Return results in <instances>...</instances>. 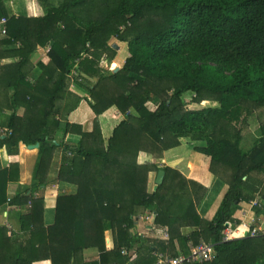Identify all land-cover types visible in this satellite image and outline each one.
Returning <instances> with one entry per match:
<instances>
[{
	"label": "trees",
	"instance_id": "trees-1",
	"mask_svg": "<svg viewBox=\"0 0 264 264\" xmlns=\"http://www.w3.org/2000/svg\"><path fill=\"white\" fill-rule=\"evenodd\" d=\"M49 2L30 0V13L20 15L0 0V20L6 21V35L0 37V107L10 112V133L0 136V149L15 155L19 143L39 145L31 186L8 204L30 206L17 216L15 230L0 225V264H96L82 263L88 248L98 251L97 264H154V249L131 233L135 216L146 211L155 213L156 226L167 228L164 249L170 256H176L174 240L193 246L212 240V261L194 264H264V238L221 243L224 224L237 223L232 215L239 203L257 195L264 199V122L251 149L239 147L242 122L264 108V0ZM38 7L42 14L36 15L32 11ZM113 39L126 43L128 52L115 73L99 66L103 55L114 58ZM38 48L48 62H38L39 74L29 81ZM73 71L77 76L70 77ZM69 79L87 86L95 115L90 133L65 119L81 101L68 91ZM186 94L200 108L188 109ZM110 108L123 119L104 141L98 117ZM58 131L62 139L74 132L78 143L55 140ZM184 137L196 142L192 149L210 158L209 171L227 186L211 221L195 211L205 188L168 167L137 162L140 152L158 159ZM57 148L63 150L58 180L76 192L57 197L54 223L46 227L40 189ZM160 170L162 184L148 192V173ZM17 178V164L0 168V207L7 201V183ZM263 208L264 200L255 212ZM106 224L113 237L109 251ZM183 227L195 231L185 238ZM136 245L130 261L121 250L128 253Z\"/></svg>",
	"mask_w": 264,
	"mask_h": 264
},
{
	"label": "crops",
	"instance_id": "crops-1",
	"mask_svg": "<svg viewBox=\"0 0 264 264\" xmlns=\"http://www.w3.org/2000/svg\"><path fill=\"white\" fill-rule=\"evenodd\" d=\"M7 1L10 2L9 5L13 8L14 13L20 15H26L30 13V8L32 7V3L28 4V1L30 0ZM27 4L30 6H28ZM32 12L34 14L36 13V15L42 14V8L38 7ZM31 62L33 64V69L28 74L29 81L35 80V78L39 74V70L36 67V64L38 62H41L43 64H46L48 62V57L44 49L38 48L34 53ZM2 63H4V61ZM71 82L73 81L71 80ZM68 91L73 95L81 97V101L78 103L77 107L74 110L67 114V116L65 117L66 121L71 125L73 124L80 126L83 132L90 133L93 129V121L95 119V115L88 103L89 97L87 95V92L85 90H82V88L80 90V87L74 84V82L72 83ZM116 111V109L110 108L98 117L99 127L104 141H106L111 136L113 128L120 122L113 120L115 113H118V111ZM21 113L22 110H19L18 114L21 115ZM9 115L10 112L8 110L0 107L1 137H4L2 131L7 130ZM54 137L57 141L63 140V142L72 145L77 144L80 138L77 134L72 132L67 134L62 139L61 131L56 132ZM192 146L193 145H189L187 144V142L180 140V144L177 147L163 152L161 157L158 159L153 158L151 155L144 152H140L137 157V162L140 165L154 164L158 168L168 167L174 171H177L185 180L197 183L205 188L204 195L202 196L201 200L195 205V211L202 220L211 221L218 211L222 198L227 190V186L223 181L218 179L209 171L210 158L194 151L192 149ZM62 156L63 150L61 148H57L52 155L48 170L46 172V185L40 189V194L43 197L44 201L43 221L46 227H49L54 223L57 197L60 195H72L76 192L75 186L59 182L58 180V172L61 166ZM37 159L38 148L28 149L27 146L22 143H19L17 154L15 155L7 154V151L4 147L0 149L1 169L8 168L11 164H17L18 166L17 180L9 182L6 185L5 193L7 200L12 199L17 194L22 193L24 189H27L31 186ZM156 174V171H151L148 173V192H153L156 189ZM33 196L35 197V194H33ZM249 203H239L232 215V218L234 219V221H237V223H240L241 220L245 221L246 223L255 221V225L257 227H264V208L259 213H256L255 207H251ZM6 204L0 207L3 209V211L7 212L6 219H3L0 216V225H2L4 222H7L8 224H10L12 229L15 230L17 226V216L27 211L28 206L26 205L27 207L12 208ZM147 212L148 211H146L145 213ZM145 213H139L135 216V218ZM135 218L134 226L131 229L132 235L141 238L140 242L141 244H143V247H147L148 245H150L154 249L153 252L167 253L164 249V247L167 245V241L169 240V232L167 228L156 226L154 224V221L152 224L145 221L136 222ZM150 225L154 226L153 230H149ZM193 231H195V228L183 227L179 232L181 233V236L187 238ZM163 233L167 234V238L163 236ZM104 235L105 248L107 251H109L113 247V237L112 230L107 224L105 227ZM207 242H212V240H209ZM183 243V241L180 243L178 239L173 241V244L171 246L173 247L176 256L179 254L187 253L188 250L193 246L190 242H188V244ZM137 246L138 245L129 250L128 253L126 252V255L130 257V261L136 258V251H138L136 248ZM122 251L126 250H121V253ZM143 253L146 252L144 251ZM98 261L99 253L95 248H88L84 251L82 263L97 264ZM35 264H51V262L49 260H46Z\"/></svg>",
	"mask_w": 264,
	"mask_h": 264
},
{
	"label": "built area",
	"instance_id": "built-area-1",
	"mask_svg": "<svg viewBox=\"0 0 264 264\" xmlns=\"http://www.w3.org/2000/svg\"><path fill=\"white\" fill-rule=\"evenodd\" d=\"M5 19L0 20V36L4 37L6 35L5 32ZM123 27L120 28L122 30ZM73 73H75L73 71ZM10 133V131L4 130L2 133ZM9 203V199L7 200V204ZM251 207H256L259 204V198L254 199L249 203ZM27 206H30V202L27 203ZM0 216L3 219H6L7 212L3 211L0 208ZM245 216V215H243ZM242 216V217H243ZM155 218L154 212H147L141 216L135 218L136 222L145 221L153 223ZM8 231H13L10 224L4 222L2 224ZM154 226L150 225L149 230H153ZM221 243L230 242L234 240H240L244 238H264V227H257L255 225V221H251V223H246L241 220L240 223H234L231 221H227L224 224V229L221 232ZM163 236L167 238V234L163 233ZM215 242H205L200 241L198 244L192 246L187 253L179 254L177 256H170L167 253L161 252H153V257L155 258L154 264H194V263H203L210 262L214 257V247ZM123 255H126V251H122Z\"/></svg>",
	"mask_w": 264,
	"mask_h": 264
},
{
	"label": "rangeland",
	"instance_id": "rangeland-1",
	"mask_svg": "<svg viewBox=\"0 0 264 264\" xmlns=\"http://www.w3.org/2000/svg\"><path fill=\"white\" fill-rule=\"evenodd\" d=\"M60 2H61V0H50L49 3L51 5H53V6H57ZM110 45H116L117 46V49H115V56H114V58L108 59V58H106L103 55L100 58L99 66L104 71H111V72H113V70L115 68H119L120 69L122 67V65L124 64V61H125L126 57L128 56V52H127L126 43H122V42H119V41L113 39V40L110 41ZM33 56L31 58V61L33 59ZM72 76H77V73L76 72L75 73L72 72V74H71L70 77H72ZM92 82H94V80L92 81V80L89 79V83H92ZM72 83L73 82H71V80L69 79V81L67 83L68 84L67 89L70 88V86L72 85ZM78 83H79V85H81V84H84V81L78 82ZM79 87H81V86H79ZM81 88L83 90H85L87 88L86 84L84 85V87H81ZM81 88H80V90H81ZM191 98H192V96L189 95V94L184 95V101H185V103L188 104V109H198V108H200L198 105L193 104V103L190 102ZM148 107L153 108L154 106H153V104H149ZM122 119H123V116H121L119 112L118 113H115L113 120L119 122ZM244 120H243L244 123L242 122V124L240 126V128H241V140L239 142V147H240V149L243 152H247V151H249L251 149V147L253 146V144L256 141H258V139H260L262 137L261 136L262 134L260 132L259 125L264 122V108H259L257 110H253V112L250 113L249 115H247ZM181 140H183L184 142H187V144H189V145H195L196 144V142L191 141L189 139V137H184ZM256 198H259V201L261 203L264 200V199L262 200V198L260 197V195H257Z\"/></svg>",
	"mask_w": 264,
	"mask_h": 264
},
{
	"label": "water",
	"instance_id": "water-1",
	"mask_svg": "<svg viewBox=\"0 0 264 264\" xmlns=\"http://www.w3.org/2000/svg\"><path fill=\"white\" fill-rule=\"evenodd\" d=\"M115 49H117V46L116 45H112ZM117 70H119V68H115L113 70V72H117ZM28 149H37L38 148V144H35V145H29L27 146ZM163 177H164V172L163 171H158L157 174H156V178H155V184L158 186V185H161L162 182H163Z\"/></svg>",
	"mask_w": 264,
	"mask_h": 264
}]
</instances>
